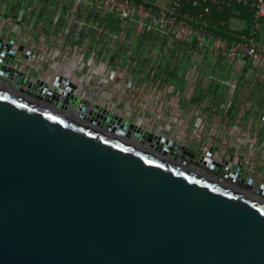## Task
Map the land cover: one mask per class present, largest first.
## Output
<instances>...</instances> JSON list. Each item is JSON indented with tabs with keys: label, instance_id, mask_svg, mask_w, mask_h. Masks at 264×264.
Wrapping results in <instances>:
<instances>
[{
	"label": "built area",
	"instance_id": "obj_1",
	"mask_svg": "<svg viewBox=\"0 0 264 264\" xmlns=\"http://www.w3.org/2000/svg\"><path fill=\"white\" fill-rule=\"evenodd\" d=\"M236 6L252 8L249 28L214 13ZM263 20L264 0H0V83L63 113L122 118L264 197Z\"/></svg>",
	"mask_w": 264,
	"mask_h": 264
},
{
	"label": "water",
	"instance_id": "obj_2",
	"mask_svg": "<svg viewBox=\"0 0 264 264\" xmlns=\"http://www.w3.org/2000/svg\"><path fill=\"white\" fill-rule=\"evenodd\" d=\"M71 111L0 83V264H264L263 196Z\"/></svg>",
	"mask_w": 264,
	"mask_h": 264
},
{
	"label": "trees",
	"instance_id": "obj_3",
	"mask_svg": "<svg viewBox=\"0 0 264 264\" xmlns=\"http://www.w3.org/2000/svg\"><path fill=\"white\" fill-rule=\"evenodd\" d=\"M216 15L225 19L236 18L245 22L246 27L249 28L253 19V10L250 6H236L234 9H226L222 12H214ZM225 35H227L225 33Z\"/></svg>",
	"mask_w": 264,
	"mask_h": 264
},
{
	"label": "crops",
	"instance_id": "obj_4",
	"mask_svg": "<svg viewBox=\"0 0 264 264\" xmlns=\"http://www.w3.org/2000/svg\"><path fill=\"white\" fill-rule=\"evenodd\" d=\"M144 1L149 2V3L158 4V5H165L169 3L170 0H144ZM258 39L264 44V20L258 32Z\"/></svg>",
	"mask_w": 264,
	"mask_h": 264
}]
</instances>
